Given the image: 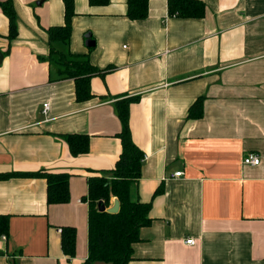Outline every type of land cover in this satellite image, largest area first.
I'll list each match as a JSON object with an SVG mask.
<instances>
[{"label": "crops", "instance_id": "1", "mask_svg": "<svg viewBox=\"0 0 264 264\" xmlns=\"http://www.w3.org/2000/svg\"><path fill=\"white\" fill-rule=\"evenodd\" d=\"M202 1L200 18L170 16L168 0H149L148 16L132 20L128 0H74L70 42L57 48L104 70L87 101L50 57L47 29L65 23L64 0H13L14 39L0 5V175L9 176L0 178V217L9 218L0 264L86 261L88 181L114 177L116 103L126 98H135L130 126L144 151L130 197L151 202L153 219L129 264H264V0ZM199 98L204 114L192 119ZM67 134L89 135V151L73 156ZM250 152L260 165L243 164ZM40 170L70 174L67 203L47 202L46 178L13 175ZM66 226L77 231L72 258Z\"/></svg>", "mask_w": 264, "mask_h": 264}, {"label": "trees", "instance_id": "2", "mask_svg": "<svg viewBox=\"0 0 264 264\" xmlns=\"http://www.w3.org/2000/svg\"><path fill=\"white\" fill-rule=\"evenodd\" d=\"M65 2V23L47 29L50 42V57H57L61 78H73L76 83V98L87 101L93 97L91 81L94 75L101 74V68L92 64L87 55L65 53L57 48L58 43L68 44L72 35V18L76 14L74 0ZM108 0H90L92 5L105 4ZM9 18V38L18 36V16L13 0L0 2ZM169 15L185 18H200L205 15L206 4L202 0H168ZM149 0H128L127 16L132 20H142L148 16ZM135 98L117 101V111L122 123L118 134L121 140V153L113 169L114 177L92 176L89 178V254L83 264L102 262L103 264H129L134 259V244L141 240V229L149 226L151 202L132 200L131 187L141 177L144 151L135 143L130 126L131 104ZM204 114V100L199 98L189 111V117L199 119ZM70 152L78 156L89 151L90 137L87 134H67ZM39 176L47 179V202L67 203L70 200V174L67 172H17L13 175ZM9 177L0 175V178ZM158 189L155 194L162 192ZM118 197L120 210L110 213L99 210V203L111 206L112 197ZM9 218L0 217V233H8ZM77 231L74 227L62 228L63 251L70 258L76 255Z\"/></svg>", "mask_w": 264, "mask_h": 264}, {"label": "built area", "instance_id": "3", "mask_svg": "<svg viewBox=\"0 0 264 264\" xmlns=\"http://www.w3.org/2000/svg\"><path fill=\"white\" fill-rule=\"evenodd\" d=\"M49 108V104L45 103L44 104V113H47V109ZM262 162V155L255 153V152H250L248 154H246L243 158V164L245 165H250V166H257L260 165ZM182 175V171H178L175 173V176H181ZM62 229L60 228L59 231H61ZM4 238V236H3ZM186 244H194L195 243V239L190 237L187 238L185 240Z\"/></svg>", "mask_w": 264, "mask_h": 264}, {"label": "water", "instance_id": "4", "mask_svg": "<svg viewBox=\"0 0 264 264\" xmlns=\"http://www.w3.org/2000/svg\"><path fill=\"white\" fill-rule=\"evenodd\" d=\"M87 37H90V35H88ZM86 43H87L88 46L95 45V42L91 38L87 39ZM0 57H2L1 53H0ZM99 210L102 211V212L103 211H107V212H110V213L119 212V210H120V201H119L118 197L114 198L113 204L111 206H109V207H106V205L103 202H100L99 203Z\"/></svg>", "mask_w": 264, "mask_h": 264}]
</instances>
